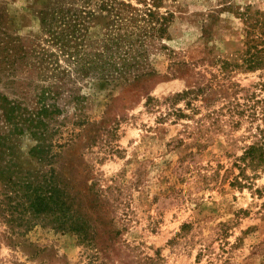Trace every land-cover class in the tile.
<instances>
[{"label": "rangeland", "instance_id": "1", "mask_svg": "<svg viewBox=\"0 0 264 264\" xmlns=\"http://www.w3.org/2000/svg\"><path fill=\"white\" fill-rule=\"evenodd\" d=\"M148 9L172 17L136 45L156 70L140 80L79 73L43 22L76 26L80 53L117 56L130 49L108 39ZM246 11L264 0H0V96L37 109L48 87L61 110L49 164L0 105V165L14 182L54 170L87 225L56 230L0 179V264H264V66L248 63L262 46Z\"/></svg>", "mask_w": 264, "mask_h": 264}, {"label": "trees", "instance_id": "2", "mask_svg": "<svg viewBox=\"0 0 264 264\" xmlns=\"http://www.w3.org/2000/svg\"><path fill=\"white\" fill-rule=\"evenodd\" d=\"M248 11V10H247ZM242 13L250 20L248 35H250L249 48H257L261 45L258 52H262V56L255 59L249 58L248 63L251 69L264 66V14L255 11V14L249 12ZM147 17H144L145 23L140 24L132 21L135 28L126 35L125 33H117L111 35L108 39V45L112 48L122 47L126 45L130 50L120 52L117 56L112 52L109 56L103 53H80L79 44H76L78 33L76 26L57 30L54 28V22L45 18L43 22L47 25L52 41L59 45L60 50L67 54L70 58L78 63L77 70L83 75L90 73H100L103 76L116 75L117 78L129 79L132 70H137L135 79H142L156 74V70L149 68V64L145 59L140 61V57L144 55V51H136V45L145 46L147 38H162L167 36L168 27L171 21V14L158 16L156 12L148 9ZM255 35L256 37H253ZM259 42H257L258 40ZM261 42V43H260ZM114 50V49H113ZM143 62V63H142ZM142 70V71H141ZM141 71V72H139ZM190 92L186 91L184 94ZM51 92L48 87H41L38 93L37 109H30L18 99H11L7 95L0 96V105L3 109L6 120L13 126L18 134H23L28 130L36 139L37 143L31 148L30 153L34 157H38L49 164L52 163L55 153L53 151L55 130L50 127V119L61 112L57 104L49 102ZM153 99L149 100L151 103ZM0 144L4 146L0 138ZM11 172H8L4 166L0 165V179L6 180L8 185H15L20 188L21 197L25 200L26 209L34 217H42L43 215L52 216L54 228L61 231H72L86 237L87 225L79 220L71 218V204L68 202L65 189L61 187L56 180L54 170L43 174L42 178L35 180L22 179L21 181H12ZM86 234V235H85Z\"/></svg>", "mask_w": 264, "mask_h": 264}]
</instances>
